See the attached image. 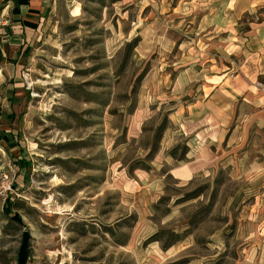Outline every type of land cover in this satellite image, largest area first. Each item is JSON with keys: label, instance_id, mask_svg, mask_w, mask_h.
Here are the masks:
<instances>
[{"label": "rangeland", "instance_id": "374dc122", "mask_svg": "<svg viewBox=\"0 0 264 264\" xmlns=\"http://www.w3.org/2000/svg\"><path fill=\"white\" fill-rule=\"evenodd\" d=\"M187 1L51 0L21 57L0 43V264L24 231L26 264H264L262 143L167 173L213 74L216 6Z\"/></svg>", "mask_w": 264, "mask_h": 264}, {"label": "crops", "instance_id": "0c3cea01", "mask_svg": "<svg viewBox=\"0 0 264 264\" xmlns=\"http://www.w3.org/2000/svg\"><path fill=\"white\" fill-rule=\"evenodd\" d=\"M50 2L2 0L0 43L16 47V54L21 57L36 39L43 17L51 12ZM187 3L216 6L202 13V23L209 24L200 33L206 40L216 39V43L207 44L212 49L204 51L208 70H201L213 74L203 76L201 92L184 108L185 125L193 127L186 132L189 134L186 161L173 165L167 172L178 182L190 181L199 172L195 163L199 150L209 153L217 144L218 149L222 145L243 149L248 140L264 145V95L255 88L256 82L264 85V0H188ZM190 10L194 11L195 7ZM164 163L169 164L165 159ZM157 166L161 165L157 163Z\"/></svg>", "mask_w": 264, "mask_h": 264}, {"label": "water", "instance_id": "95a60500", "mask_svg": "<svg viewBox=\"0 0 264 264\" xmlns=\"http://www.w3.org/2000/svg\"><path fill=\"white\" fill-rule=\"evenodd\" d=\"M29 233L24 231L21 235V243L17 253V264H26L29 257Z\"/></svg>", "mask_w": 264, "mask_h": 264}, {"label": "built area", "instance_id": "2783aa9c", "mask_svg": "<svg viewBox=\"0 0 264 264\" xmlns=\"http://www.w3.org/2000/svg\"><path fill=\"white\" fill-rule=\"evenodd\" d=\"M255 88H256L258 91L262 92L263 95H264V85H263L262 83H260V82H256V83H255Z\"/></svg>", "mask_w": 264, "mask_h": 264}, {"label": "trees", "instance_id": "16d2710c", "mask_svg": "<svg viewBox=\"0 0 264 264\" xmlns=\"http://www.w3.org/2000/svg\"><path fill=\"white\" fill-rule=\"evenodd\" d=\"M6 207H9V206H6ZM14 219H16L17 221H20V218L18 216H14Z\"/></svg>", "mask_w": 264, "mask_h": 264}]
</instances>
